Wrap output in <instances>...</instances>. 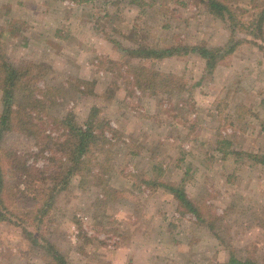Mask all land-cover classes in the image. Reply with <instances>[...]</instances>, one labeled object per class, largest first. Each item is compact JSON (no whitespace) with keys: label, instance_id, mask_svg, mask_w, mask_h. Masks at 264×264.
I'll use <instances>...</instances> for the list:
<instances>
[{"label":"rangeland","instance_id":"374dc122","mask_svg":"<svg viewBox=\"0 0 264 264\" xmlns=\"http://www.w3.org/2000/svg\"><path fill=\"white\" fill-rule=\"evenodd\" d=\"M115 2L0 0V53L14 68L35 71L38 86L58 89L53 114L61 118L68 112L84 124L95 107L118 131L116 137L105 132L110 145L94 154L91 181L74 177L56 197L51 242L69 264H226L232 254L246 264H264V165H252L245 156L223 157L216 149L220 135L233 149L264 153V74L251 69L249 75L240 67L253 61L242 54L264 49L237 47L234 58L232 53L218 64L233 61L231 68L223 67L222 81L214 80V72L207 76L204 60L194 52L162 60L130 56L122 45L134 37L155 46L177 36L188 45L216 46L224 44L229 29L191 0H142V5L121 0L120 15L113 14ZM231 3L239 14L247 10L244 19L264 6V0ZM105 56L184 76L187 89L171 96L153 95L149 87L131 89L124 75L100 68L98 58ZM78 80L90 83L88 93L71 91ZM225 80L244 90L228 92ZM252 83L259 89L248 91ZM128 121L135 123L132 133ZM58 133L62 130H51L52 136ZM0 146L27 154L37 167L59 156L54 148L40 152L33 138L15 130L1 133ZM133 173L183 185L205 205L206 225L190 212L181 214L163 187L135 189ZM46 260L19 227L0 223V264Z\"/></svg>","mask_w":264,"mask_h":264},{"label":"trees","instance_id":"16d2710c","mask_svg":"<svg viewBox=\"0 0 264 264\" xmlns=\"http://www.w3.org/2000/svg\"><path fill=\"white\" fill-rule=\"evenodd\" d=\"M71 1L84 3L93 0ZM130 1L143 4L142 0ZM191 1L204 5L211 15L224 22L229 29V36L224 44L188 45L177 36L168 44L155 46L136 40L133 36V41L127 40L126 46L121 44L123 51L130 56H147L153 60L183 58L189 52H194L204 60L206 74L211 77L219 62L231 55L237 47L245 44L264 49V6L258 10L253 9L249 18L244 19L247 10L240 8L242 11L239 14V9L233 6L231 0ZM115 6L113 14L120 15L121 0H116ZM4 58L0 53V135L6 130L18 131L33 138L40 152L54 148L59 156L53 154L47 165L37 167L34 163L27 162V154L16 153L0 146V223L19 227L32 246L44 250L49 256L45 264H69L66 256L50 240L55 199L60 192L71 186L74 177H79L83 184L91 181L93 175H96L92 163L94 154L104 152L105 144L110 145L105 132H113L112 135L116 137L118 131L109 125L108 120L98 117L99 110L95 107L84 124H78L68 112L61 118L55 116L53 110L57 101L54 98L58 89L50 85L38 86L35 71L14 68ZM98 59L100 68L107 69L115 77L124 75L131 89L133 86L142 89L149 87L153 95L171 96L184 91L188 86L184 76L174 72H162L144 65L121 64V61L109 60L106 56ZM124 65L126 69L121 73ZM89 85L88 81L78 80L74 87L71 86V91L75 89L88 93ZM54 129L62 130V133L52 136L51 130ZM231 146L229 139L219 135L216 149L223 157L233 154L238 160L245 156L252 165H264V153L239 151ZM131 178L137 190H143V185L152 189L156 186L163 187L174 196L181 214L190 212L196 216L197 222L206 225L203 216L205 205L190 198L183 185L167 181L156 182V179L147 178L141 173H133ZM101 179L107 190H112L102 176ZM207 225L212 228L210 224ZM226 264L246 262L232 254L227 258Z\"/></svg>","mask_w":264,"mask_h":264},{"label":"crops","instance_id":"0c3cea01","mask_svg":"<svg viewBox=\"0 0 264 264\" xmlns=\"http://www.w3.org/2000/svg\"><path fill=\"white\" fill-rule=\"evenodd\" d=\"M247 47H249V46H247ZM254 48L255 47H253V49ZM234 55L235 54L233 53V55H231V56H233V58H234ZM242 55H244L243 56L244 59H246L245 57L247 55H248L247 58L253 59V61H251V65H252V66H250L251 68L250 67L249 68H246V67L243 66V64H242V66H240L247 74H249V75L252 74V72H250L251 69L254 71L253 73H256L257 72V75L258 76H261L262 74H264V53L263 52L256 51V52H253V54H242ZM239 60H240V58H239ZM239 60L236 63H239ZM232 64H233V61L230 62L229 64H226V65L225 64H220V66L218 65L217 68L214 71V74H213L214 80L216 81V79H220L222 81V73L224 74V71H225L223 67L224 66L227 67V65H228L231 68L232 67ZM238 65H240V64H238ZM260 65H261V67H260ZM240 67H238L237 69H239ZM109 76H112V75L109 74ZM232 84L233 83L232 82H229V80L226 81V84L225 85H226V88H227V91L228 92L232 91L233 93H235V92H238V91L242 92L244 90L241 86L238 87V86H235L234 84L232 86ZM123 85H125V81H123ZM120 87H122L121 84H120ZM247 89H248V91H256L257 89H259V87L258 86H255V83L254 84L252 83L250 85V87H248ZM236 97H239V93L236 94ZM237 99H239V98H237ZM243 101H244L245 104H247V106H251V104L250 103H247L244 99H243ZM257 101L259 103H262L263 102L262 101V97H261V99L258 97L257 98ZM127 125H130L131 126V128L128 129V131H131V133L135 131L136 127H134V125H135L134 121H128Z\"/></svg>","mask_w":264,"mask_h":264}]
</instances>
